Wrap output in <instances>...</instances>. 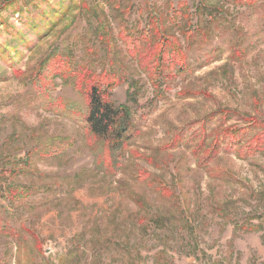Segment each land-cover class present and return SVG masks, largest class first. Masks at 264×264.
Here are the masks:
<instances>
[{"label": "rangeland", "instance_id": "rangeland-1", "mask_svg": "<svg viewBox=\"0 0 264 264\" xmlns=\"http://www.w3.org/2000/svg\"><path fill=\"white\" fill-rule=\"evenodd\" d=\"M153 12L196 31L159 97L138 64ZM103 74L129 114L111 151L80 118ZM0 264H264V0L2 8Z\"/></svg>", "mask_w": 264, "mask_h": 264}, {"label": "trees", "instance_id": "trees-1", "mask_svg": "<svg viewBox=\"0 0 264 264\" xmlns=\"http://www.w3.org/2000/svg\"><path fill=\"white\" fill-rule=\"evenodd\" d=\"M13 0H3L0 3V10L9 6ZM240 3H252L254 0H234ZM153 12L149 18V22L154 20L153 26H148L147 30L142 31L141 36L144 33V41L141 42L140 48L145 51L143 57L138 62L139 67L146 74L148 81L154 91V97L160 96V83L162 78L168 77L169 75L164 74L168 68L181 69V66L185 65L187 51L186 47L190 46V41L195 38L196 31L192 29L190 21L185 19L182 24H179L175 20L173 14L169 13L164 15L162 12ZM169 21L166 24V21ZM150 25V23H149ZM179 31L186 37L188 45L183 48L179 39L174 36L172 32L173 27H177ZM201 31H199V34ZM206 33V32H205ZM203 32V34H205ZM134 38L132 40H135ZM137 41V40H136ZM132 44V42H131ZM170 49L169 56H166L168 48ZM132 52H135L136 48H133ZM136 54V53H135ZM167 75V76H166ZM116 77L112 74L97 75L90 77V84L83 86V94L85 95L87 107L80 114V118L86 124L88 133L95 139L96 142H103L108 146L111 151L121 145L123 141V135L128 131V109L125 105L116 106L113 101L110 100L109 95L105 91L107 87H110L112 83H117ZM231 138H234V133L228 132ZM180 140V137H175L171 144L176 145ZM178 146V145H177ZM218 143L215 142L214 146L205 152L204 157L202 154L196 152V157H200V164L208 165L209 161L213 159L214 152H216ZM247 148V151L249 150ZM196 149V147H195ZM114 162L111 163V167H114ZM106 169V168H104ZM138 177H146L144 174H139ZM8 189V193H11V197H23L24 194L20 193L19 190ZM156 189L160 193H166L168 190L162 185L158 184Z\"/></svg>", "mask_w": 264, "mask_h": 264}]
</instances>
